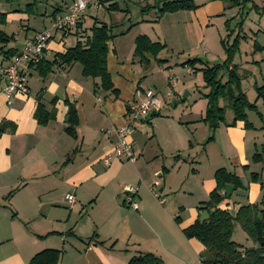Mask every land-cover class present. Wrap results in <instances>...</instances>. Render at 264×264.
I'll return each mask as SVG.
<instances>
[{"label":"crops","instance_id":"crops-1","mask_svg":"<svg viewBox=\"0 0 264 264\" xmlns=\"http://www.w3.org/2000/svg\"><path fill=\"white\" fill-rule=\"evenodd\" d=\"M9 1L0 0V14L5 15L1 19L0 31L8 39L0 47L5 45L4 51L11 49L14 54L25 39L49 28L51 18L62 14L72 0H41L44 7L38 13L43 19H37L40 23L37 27L30 24L28 16L34 9L37 11L33 6L36 0L27 3L23 10L20 7L11 9ZM232 1L196 0L199 5L196 9L167 12L156 22L153 18L140 19L118 29L107 42V68L113 86L118 91L117 97L96 88L93 78L82 75L79 63L66 65L61 71L53 66L44 77L36 68L31 69L27 77L28 95L16 94L10 104L3 90V81L0 80V264H26L35 253L45 248L61 250L57 264H127L131 256L143 252L155 254L165 264H185L191 262L196 253L201 254V243L195 238H186L182 229L194 222L203 211L198 207L208 199L207 194L214 188V172L218 168L235 173L241 183V177L249 172L259 176L258 172L250 171L253 163L251 157L259 154V147L264 151V138L259 140L254 135L258 131L246 128L240 120L233 126L220 123L211 129L202 121L207 104L202 95L204 106L197 112L182 113L177 118L172 114H161L160 102L159 110L152 111L146 119L132 123L127 107L142 96L145 90L142 82L145 79H141V76H145L144 68L147 67V64L133 57L134 39L139 34H145L151 40L165 44L160 52L166 50L167 54L188 53L206 47L214 21L220 20L225 26L226 20L236 19L233 9L238 6ZM114 2L117 0L102 2L101 6L110 11L108 6ZM89 7L92 6L88 5L82 13L78 27L66 32H54L49 41L48 59L51 60L55 53L63 52L83 39L90 32L94 21L111 27L119 24L111 20L109 12V19L103 15L102 18L91 16L92 19H86ZM9 21L11 24L16 22L22 28L21 38H18L19 30L9 31L6 28L10 25ZM143 23H151L153 27H145ZM261 46L262 50L253 48L262 52L261 58H254L252 62L258 66L264 64V45ZM205 53L203 51L200 55ZM2 59L3 55L0 54V61ZM158 61L159 64H167L165 60ZM204 63L201 61L194 67H203ZM232 64L237 65L234 60ZM141 66L144 68L141 69ZM225 77L223 74V81ZM171 78L168 77L169 83ZM207 90L205 87L203 93ZM39 103L49 113L45 124H39L34 117ZM70 104L78 119L74 136L65 130ZM219 104L225 105L226 101L220 99ZM226 109L229 108H225V113ZM184 115L186 120H181ZM232 117L231 112V117H225V121L230 122ZM159 122L168 124L172 133L169 132L170 136L179 145L176 151L185 142L186 145L189 143L187 158L191 162L199 159L190 153L195 146H200L201 150L212 146L216 149L213 170L210 165L206 170L209 173L204 175L203 170L202 174L200 170L191 168L192 175L199 178L205 194L198 198L199 204L194 206L190 219L183 220L177 212L183 207L178 197L172 199L167 196L166 190L174 188V185L169 182L168 175L165 176L170 172L165 162L159 161L153 166L149 162L151 159L158 160V156L164 152L160 134L153 128ZM248 122L256 129L252 122ZM3 123H6L5 126H2ZM144 123L150 126V138L156 139L157 143L147 157L143 154V147L136 145ZM124 126H130L127 138L135 160L113 158L105 163V155L113 149L117 140L112 130ZM186 130L192 134V138L189 139ZM250 132L253 133L251 136ZM211 135L212 139L208 140ZM173 156L179 164L180 156ZM148 166L152 168L147 172L145 167ZM156 173L157 177L165 176L162 182L153 179ZM167 183L169 186L166 187ZM130 185L138 186L133 197L137 203L136 209L125 202L124 189ZM261 185H264L262 180L248 181V201L245 204L258 203ZM150 188L161 197L167 196L165 201L158 202ZM233 190L234 187L231 194ZM68 193L75 196L76 203L68 208L69 213L63 221V214L58 216L57 211L63 210L62 207L66 205L64 198ZM228 198L220 204L221 207L230 209ZM77 205L80 207L75 214L73 209ZM98 205H103L102 217L91 219L87 227L80 229L82 235L79 234L75 215L81 218L82 224L88 223L89 213L85 207ZM241 205L244 204L239 203L236 207ZM238 208L230 212L234 214ZM176 216L179 217L178 222L175 221ZM93 233L96 236L90 239ZM100 240L104 241L102 245L95 243Z\"/></svg>","mask_w":264,"mask_h":264},{"label":"rangeland","instance_id":"rangeland-1","mask_svg":"<svg viewBox=\"0 0 264 264\" xmlns=\"http://www.w3.org/2000/svg\"><path fill=\"white\" fill-rule=\"evenodd\" d=\"M33 1L35 0H10L8 4L11 5V9L20 7V10H23L27 3H32ZM40 1L41 0H36L33 5L35 6L34 8H37V11H35L34 9V12H29L28 14L30 24H33V26L36 27L40 24L37 19H43L38 13L44 7V5H42L43 3H41ZM162 1L163 0H117L116 3L118 9L110 11H106L105 9H103L101 4L98 6V8H96L94 5H91L92 7L87 8L86 19H92L91 16H99L100 18H102V15L105 18H108L109 12L112 17L111 20L113 19L119 22V24H115L112 27V32L116 34V31L122 26L127 27V25H130L132 22H137L140 19H155L157 8L150 7L145 12H141V9L145 5L151 6L157 4V2ZM104 2L106 3L107 0H104ZM237 6L238 7H235L233 9V14L235 15L236 19L229 20V22H231L228 26L229 29H226V27L223 26V24L221 23L222 21L220 20H216L213 22V24L211 25L212 28L211 30H209L210 33L207 36L208 42L206 47H200L197 50H192L188 53L186 51L180 54H173L170 52L167 54V51L164 50L160 52L157 58L148 56L149 61L146 63L147 67L144 68L141 66V69L144 68L145 70H143L145 76H141L140 74L139 77L141 76V79H145V81L142 82L145 89H147L146 86L149 85V88L154 89L159 94L161 102V114L168 113L177 118L182 113L185 114L189 111H192L193 113L197 112L204 106L203 98L201 96L204 94L203 91L205 89L202 74L200 71L194 70L191 67L186 68V66H183L182 63L194 56H198L202 62H205L204 64H207L209 66L222 62L226 56V52L223 45L220 43V39H225V42L230 45L236 34L240 33L238 48L233 55L232 62L234 60V63L237 64V67L239 68L238 72L242 76V91L245 92L247 99L250 102H254L256 105L257 110H247L246 114L247 119L252 122L254 127L256 128L254 129L252 126L249 129L252 128V130H257L258 133H254V135L259 137V140H261L262 138H264V101L262 100V98H257L256 86L264 84V64L258 66L252 62L254 58L256 60L260 59L262 54V52L255 51L253 49L254 44L257 43L260 46L264 45V0H248L245 3ZM93 7L96 9H94ZM242 19L243 21L239 30V26L237 25V23ZM9 24L10 25L6 28L9 31L19 30L18 38H21L22 28L19 27L16 22H13L11 24V21H9ZM143 25L148 28L153 27L151 23H143ZM255 49L262 50V48L257 47ZM203 51L206 53L202 54L201 56L200 53ZM159 59L165 60L167 64H159ZM134 63L136 62L134 61ZM136 76L138 77V75ZM168 77L173 78L170 83L168 81ZM172 84H174L173 87L171 86ZM154 86L158 90H156ZM186 92L187 94L184 96ZM225 117L226 119H229L231 117V112L229 109H226ZM181 118V120H186L185 115L181 116ZM137 122L138 121L133 123ZM144 126L145 127L140 128L141 132H139L141 134L139 140L136 142V145H141L143 147V154L147 157L150 153V150H153L157 146V143L156 139H154L153 137L150 138V136L152 135L150 126H148L147 123H144ZM153 128L158 132V135L160 134V143H162L164 146V152L162 153V156H158V160L151 159L149 162L152 166L156 163H159V161L163 163L165 162V167L170 170V172H167L165 176L168 175L169 182L174 185V188L172 187V189L170 188L166 190V193H168L167 196L171 197L172 199L178 197L177 199L179 200V204L183 207L179 211L177 209V212H179V215L183 220L190 219L194 212V206H196V204H199L197 203L199 202L198 198H202L203 194H205L204 188L201 186L199 178L192 175L191 168L194 167L197 170H200V172L201 170H203L204 175L209 173V171L206 170H208V167L210 165H212L211 167L213 170V161L216 149H214V147L212 146L211 148L206 147L204 150H201L200 146L198 148L197 146H195L194 150L190 151V153L191 155L199 159H194L195 162H191L190 159L187 158V154L189 153L188 148L190 146L189 143H187L186 145L185 142L184 145H182L184 147L180 145L181 148L176 151L175 148H179V145L177 144V141L173 140L170 136L171 131L166 122H159L158 124H155V127ZM166 133H169V135ZM252 134V132L249 133L250 136ZM187 135H189V139L190 137L192 138V134L188 131ZM198 136L199 134H197V137ZM257 153L260 154V158L258 160H255L253 156L251 157L253 163L251 162L252 167L250 171L258 172L259 176H257V180H255L253 179V174L249 172L247 173V175L241 177L242 185L234 189L231 196H229V198L227 199L229 202V210H231V212L238 208L236 206L239 203L245 204L248 201L246 199L248 181H264V151L259 147ZM175 154H178L180 156L179 164L173 156ZM152 166L145 167L146 171L148 172V170L151 169ZM157 174L158 173L153 175V179H155L156 181L160 180L162 182L165 176L164 178L157 177ZM167 186H169L168 183L166 187ZM174 190L176 191L174 192ZM167 196L165 197L167 198ZM260 197H258L257 199L258 202L260 201ZM77 206L78 207L73 209V212L75 214L78 212L80 207L79 205ZM68 208L69 207L66 204L62 207L63 210L57 211L58 216L63 214V221L67 213H69ZM85 210L89 213L88 223L82 224L81 218H78V215H75V222L77 224L76 229H78V232L81 235L82 233L80 229L83 227H87L91 219H99L100 217H102V214L104 212L103 205H98L93 208L86 206ZM84 216L85 214L82 217ZM231 238L233 241L240 244L241 247L254 245V242L249 234L244 231L236 222L233 226ZM202 257H209L208 253L206 251H203L201 255H198L196 253L192 261L185 264H202Z\"/></svg>","mask_w":264,"mask_h":264},{"label":"trees","instance_id":"trees-1","mask_svg":"<svg viewBox=\"0 0 264 264\" xmlns=\"http://www.w3.org/2000/svg\"><path fill=\"white\" fill-rule=\"evenodd\" d=\"M109 1V0H107ZM248 0H233V4L240 5ZM104 0H100V4ZM199 5L196 0H163L154 5H145L141 12H145L150 7L157 8L155 22L164 13L175 12L177 10H193ZM254 6V5H253ZM111 10L118 9L117 3L108 6ZM5 15L0 14L1 19ZM229 20L225 21L228 29ZM243 19L237 25L239 30ZM79 20L75 27H78ZM90 32L79 39L72 47L63 52L55 53L53 58L41 61L35 68L41 76H46L53 66L64 69L66 65L79 63L82 68V75L89 76L95 80L96 88L103 92L113 93L117 97V89L114 88L111 75L107 68V42L115 35L112 27L103 22L94 21L90 27ZM121 32L120 34H123ZM237 33L230 45L221 40L225 49L226 56L220 63L213 65L205 64L203 67L195 68L194 65L201 62L194 57L182 63L183 66L191 67L202 74L204 86L208 88L202 96L207 100L205 112L202 121L207 123L211 129H215L220 123L228 126L235 125L236 121H243L246 128L252 127L247 120V110H257L254 102H250L245 92L241 89V74L238 67L232 64V58L238 48L239 36ZM8 39L0 31V45ZM4 46L0 47V54L5 57L13 54L11 49L4 51ZM256 48H263L257 43ZM165 48V44L159 41L151 40L145 34H139L134 39L133 57L141 63L146 64L149 61L148 56L156 57L157 54ZM195 72V71H194ZM223 74L226 75L223 81ZM257 98L264 101V84L256 86ZM226 101L225 105H220L219 100ZM228 107L232 112L230 122L225 121V108ZM68 125L65 128L70 135H75V126L78 123L76 111L72 104L68 109ZM34 117L39 124H45L48 120L49 113L42 104H38L34 111ZM3 123L2 126H5ZM212 139V135L208 140ZM207 140V141H208ZM255 160L260 158L259 154L253 157ZM253 174V179L257 180V175ZM215 186L209 192L208 199L202 201L198 207L199 210H206L208 217L201 221L198 218L191 224L182 229L186 238H195L203 246V251L208 253L207 258L202 257V264H264V185H261V197L258 203L244 204L239 206L237 211L232 214L226 207L220 204L227 198L224 191L225 184H231L234 189L242 185L240 178L233 172L225 168H218L214 172ZM179 221V217H175ZM238 223L246 231L254 242L253 246L241 247L240 244L232 240V230L234 223ZM96 233L90 237L92 239ZM95 243L102 245L103 240ZM202 251V252H203ZM201 252V253H202ZM61 255L60 249L45 248L35 253L26 264H57ZM201 255V254H200ZM127 264H165L162 260L151 252H143L130 257Z\"/></svg>","mask_w":264,"mask_h":264},{"label":"built area","instance_id":"built-area-1","mask_svg":"<svg viewBox=\"0 0 264 264\" xmlns=\"http://www.w3.org/2000/svg\"><path fill=\"white\" fill-rule=\"evenodd\" d=\"M88 5H94L98 8L100 0H72L67 5L64 13L56 14L51 18L49 28L36 32L25 39L20 49L11 56H3L0 61V80L3 81V90L9 104L12 97L16 94L28 95L27 77L31 69L35 68L41 61L48 59L49 41L53 37L54 32H66L74 28ZM56 70L61 71L63 69L56 67ZM170 80L172 81L173 79L171 78ZM159 108L160 98L158 93L152 88H147L143 91L140 98L133 100L129 104L127 114L133 123L146 119L152 111H157ZM129 131L130 126L112 130L116 134L117 140L113 149L105 155V163H108L113 158L135 160L132 145L127 138ZM137 191L138 186L136 185H130L124 189L125 202L133 209L137 208V203L133 199ZM150 191L153 192V189L150 188ZM153 195L158 202L163 203L165 201V198L159 194L153 192ZM64 200L69 208L76 203V198L71 193L66 194Z\"/></svg>","mask_w":264,"mask_h":264},{"label":"water","instance_id":"water-1","mask_svg":"<svg viewBox=\"0 0 264 264\" xmlns=\"http://www.w3.org/2000/svg\"><path fill=\"white\" fill-rule=\"evenodd\" d=\"M186 94H187V92L184 94V96H185ZM232 189H233V186H232L231 184H225V185H224V193H225V195H226L227 197L230 196ZM207 217H208V213H207V211H206V210H203V211H201V213L199 214L198 219L201 220V221H203V220H205Z\"/></svg>","mask_w":264,"mask_h":264}]
</instances>
